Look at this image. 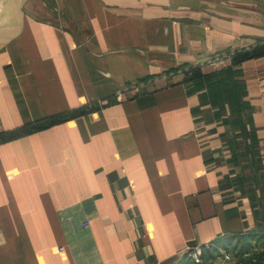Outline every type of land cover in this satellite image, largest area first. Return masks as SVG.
<instances>
[{
	"label": "crops",
	"instance_id": "0c3cea01",
	"mask_svg": "<svg viewBox=\"0 0 264 264\" xmlns=\"http://www.w3.org/2000/svg\"><path fill=\"white\" fill-rule=\"evenodd\" d=\"M25 1L0 48V264H190L264 234V0Z\"/></svg>",
	"mask_w": 264,
	"mask_h": 264
},
{
	"label": "rangeland",
	"instance_id": "374dc122",
	"mask_svg": "<svg viewBox=\"0 0 264 264\" xmlns=\"http://www.w3.org/2000/svg\"><path fill=\"white\" fill-rule=\"evenodd\" d=\"M9 2L10 0L8 4ZM24 2L26 1L24 0ZM1 8L2 7H0V9ZM4 14L5 11L0 10V34L3 35V38L8 32H14L15 34L18 22V13L7 17L4 16ZM227 245L225 249H218L217 247L207 251L204 264H232L231 261L235 259V257H239L240 262L244 261L242 264H264V234L238 236ZM227 256L229 258H226Z\"/></svg>",
	"mask_w": 264,
	"mask_h": 264
},
{
	"label": "trees",
	"instance_id": "16d2710c",
	"mask_svg": "<svg viewBox=\"0 0 264 264\" xmlns=\"http://www.w3.org/2000/svg\"><path fill=\"white\" fill-rule=\"evenodd\" d=\"M253 53H257V51H253ZM228 79V78H227ZM231 79V78H229ZM223 83V82H222ZM228 83V82H227ZM238 85L240 87H229L228 88V92H229V95L231 96V99L233 100L232 104H235L236 107H239L240 108V111L239 112V115H242V111L244 108H250L251 107V104L248 102V101H245L243 100V95H245L246 93V90H245V83H238ZM74 113L78 114L79 112H77L76 110L74 112H71V113H65V114H61V115H58V116H55V117H52V118H49L48 121H46L45 123H35L29 127H26L23 129V131L25 132H30V131H33L39 127H43L47 124H50V123H55V122H58V121H62L68 117H70L71 115H73ZM244 116H240L239 120L241 122V124H245L248 121H250L252 123V117L249 113L247 112H244L243 113ZM252 135L254 136L255 140H256V136L254 135V132L252 133ZM5 138H8L7 136H5ZM257 146V143L254 145V146H246V149H248L250 152L253 151V147H256ZM255 150V149H254ZM256 152V151H255ZM258 152V151H257ZM250 236V235H249ZM233 239H235V237L231 236V237H224V238H218L212 242H210V245H213L215 246L216 248L217 247H227L229 244L230 241H232Z\"/></svg>",
	"mask_w": 264,
	"mask_h": 264
},
{
	"label": "built area",
	"instance_id": "2783aa9c",
	"mask_svg": "<svg viewBox=\"0 0 264 264\" xmlns=\"http://www.w3.org/2000/svg\"><path fill=\"white\" fill-rule=\"evenodd\" d=\"M216 247L213 245H210V243L207 244H194L191 246L188 251L187 255L190 260V264H204L205 254L207 251L213 250ZM220 248H226V247H218ZM216 253V252H215ZM226 258H229L228 256ZM224 262V260H223ZM224 264V263H222Z\"/></svg>",
	"mask_w": 264,
	"mask_h": 264
},
{
	"label": "water",
	"instance_id": "95a60500",
	"mask_svg": "<svg viewBox=\"0 0 264 264\" xmlns=\"http://www.w3.org/2000/svg\"><path fill=\"white\" fill-rule=\"evenodd\" d=\"M23 3H24V0H16V7H17V13H18L17 27L20 25L21 19L23 17V13H24ZM13 35H14V32L6 33L4 38L2 39V41L0 43V48L4 47L9 42V40L13 37Z\"/></svg>",
	"mask_w": 264,
	"mask_h": 264
},
{
	"label": "bare ground",
	"instance_id": "6f19581e",
	"mask_svg": "<svg viewBox=\"0 0 264 264\" xmlns=\"http://www.w3.org/2000/svg\"><path fill=\"white\" fill-rule=\"evenodd\" d=\"M8 1L9 0H0V7H2L0 10L5 11L4 16H8V13L11 10V8L17 9L16 0H10L9 4H8Z\"/></svg>",
	"mask_w": 264,
	"mask_h": 264
}]
</instances>
